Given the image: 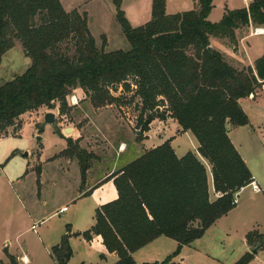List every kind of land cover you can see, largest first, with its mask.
<instances>
[{"label": "trees", "instance_id": "trees-1", "mask_svg": "<svg viewBox=\"0 0 264 264\" xmlns=\"http://www.w3.org/2000/svg\"><path fill=\"white\" fill-rule=\"evenodd\" d=\"M115 3L128 50L99 48L87 15L66 10L62 0H0V65L15 39L32 59L23 74L0 86V133L16 126L28 111L44 105L54 108L56 101L64 112L71 89L77 87L95 106L122 103L117 91L133 89L141 100L139 138L155 119L167 115L177 119L194 134L199 153L211 165L217 199L210 198L205 163L191 151L178 157L169 139L111 176L118 197L98 207L95 224L76 235L87 241L100 235L107 250L119 257L114 264H138L133 253L166 236L178 242L173 254L162 262L142 264H181L172 259L227 215L235 207V195L253 180L229 136L228 124L250 123L240 99L264 86V55L255 68H237L211 46L210 37L229 38L236 44V29L250 22L264 26V0L227 10L219 22L208 19L213 0H197L195 9L173 14L166 11L167 0H152L151 19L139 26L128 20L121 0ZM69 38L75 39L73 56L58 48ZM68 145L65 152L78 159L84 188L96 154L82 148L77 139L68 138ZM70 236L67 224L60 243L52 247L56 264H69ZM247 241L264 249V233L252 231ZM7 254L6 264H17L16 257ZM253 257L248 251L235 264H248Z\"/></svg>", "mask_w": 264, "mask_h": 264}, {"label": "rangeland", "instance_id": "rangeland-1", "mask_svg": "<svg viewBox=\"0 0 264 264\" xmlns=\"http://www.w3.org/2000/svg\"><path fill=\"white\" fill-rule=\"evenodd\" d=\"M62 3L68 11L77 9L87 15L89 28L99 48L104 47L106 51L130 49V43L116 20L115 0H62ZM121 6L133 26L142 25L151 19L152 0H121ZM187 7L184 11L191 9L192 4ZM175 9L178 8H174L171 3L169 11L173 12ZM142 20L144 23L138 24ZM14 42V47L2 58L0 86L23 74L32 62L22 43L17 39ZM58 48L61 52L73 56L76 51L75 39L63 41ZM134 92L133 89L123 92L119 89L116 95L121 97L122 103L95 106L85 91L77 87L71 89L64 112L60 109V101H56L54 108L44 105L28 111L17 119L16 126L0 133V163L3 165L0 170L10 176V182L14 181L17 185L14 199L8 193L9 184L1 187L7 200V208L15 211L19 220V236L8 240L9 243L7 240L4 242L0 229V264L9 259L7 251L11 254L28 252L33 264H56L51 254L52 247L60 243L67 231V224H70L74 231H86L92 227L95 222L93 201L77 197L82 184L81 170L78 159L65 152L69 146L68 138L77 139L82 148L96 154L91 160V167L95 170L101 172L103 166L106 173L114 161L117 166H122L127 160L132 144H143L144 141V137L139 138L142 127V124H139L141 100L134 96ZM49 111L56 113L55 127L45 123V114ZM69 128L72 131H67ZM38 136L42 139L40 145ZM188 138L181 136L179 140L190 146ZM256 141L258 144H264V138L259 140L256 137ZM122 146L126 150L120 154ZM26 152L29 153L28 156L25 155ZM41 173L45 174L44 185L41 183ZM16 176L21 177L20 186L16 183ZM38 190L42 193L39 196L35 195ZM212 194L214 197V192ZM242 196L257 202L258 207L264 206L263 191L255 193L251 187H247ZM29 201L32 205L27 203ZM24 203L28 205L27 209L23 207ZM64 205L68 210L59 212ZM3 213L0 208V217ZM263 215L264 211L259 209L258 214L253 216V223L258 231L264 230ZM229 219L230 217L227 220ZM253 223L251 224L250 219L245 221L243 226L237 227V231L229 235V239L220 240L205 232L207 236L204 234L198 241L196 239L185 245L180 255L172 261L180 263L179 260L187 255L186 262L182 261V264H235L249 251L243 231L252 227ZM33 224H36L35 228ZM71 246L73 256L69 264H81L83 261L89 264H107L106 260L101 259L100 250L87 248L82 236L72 235ZM200 246H207V250L199 255L193 250ZM177 247L176 240L163 236L134 252L133 256L138 264L162 262L173 254ZM248 264H264V249H260Z\"/></svg>", "mask_w": 264, "mask_h": 264}, {"label": "crops", "instance_id": "crops-1", "mask_svg": "<svg viewBox=\"0 0 264 264\" xmlns=\"http://www.w3.org/2000/svg\"><path fill=\"white\" fill-rule=\"evenodd\" d=\"M252 1L253 0H213V9L211 10L208 19L211 22H219L223 18L227 10H235L248 7ZM171 3L174 8L178 9H175V11L173 12V9L169 11ZM190 4H192L191 9H195L197 7V0H167L166 11L168 14L183 12L184 9ZM147 18L148 17L146 16V19ZM139 22L140 23L138 24H142L144 23V20ZM235 33L237 38L236 44H232L229 38L211 36V46L223 52L227 60L237 68H242L244 66H252L253 68H255L256 60L264 55V26L250 22V24L236 29ZM240 104L243 107L244 111L247 113L250 123L245 126H232L231 124H228V133L233 144L235 145L242 158L245 160L247 166L249 167L253 179H255L261 185L264 195V144H258V142L256 141V137L259 140H262L264 138V86L259 87L256 92H254L250 96L241 98ZM155 125H157V127H155ZM181 136L189 137L188 139L190 146L184 144L179 140V137ZM169 139L171 140V145L174 148V151L178 157H182L191 151L196 153L197 156L205 163L207 168H209L208 171L210 181V198L211 200L217 199L218 194L214 191L211 165L199 153L198 140L190 130L185 131L179 124L177 119H175L171 115H167L165 119L157 118L150 124V129L144 133V141L142 142L143 144H132L133 146H131L132 148L131 151L128 153L127 160L123 163L122 166H117L116 162L114 161L109 165L110 170L106 173H104V169L106 168L103 166L101 172L95 170L94 167H90L88 169L87 179L84 188H80V193L77 195V197L79 199L89 198L93 201V207L95 210L94 220L96 209L98 207L118 197V191L114 183V178H111V176L115 172L123 168L125 165L141 156L145 151L162 145L165 141ZM125 150L126 148L122 146L120 154L124 153ZM2 168L3 165L0 163V169ZM44 176L45 174L41 173L40 179H42L41 183L43 185L45 184ZM9 177L10 176L8 174L3 173V170H0V208L3 209L4 212L3 215L0 217V229L2 230V237L4 239V242L5 240H7L8 243V240L11 241L14 236H19V231H17V213L7 208V200L4 196V190L1 187V185H5L6 183L7 185L9 184L7 186L8 193L14 199V194H16L17 192V185L14 181L10 182ZM24 177H26V174ZM20 179L21 177L16 176V183L18 182V185L21 183ZM1 181H4L5 183L3 184ZM246 188L247 187L241 189L237 193L239 199L237 204H235V207L227 215L219 218L209 229H207V235H213L212 237H218L220 240L229 239V235H232V232H236L237 227L243 226V224H245V221H248L250 219L252 224L255 218L253 216L258 214L259 209L261 211H264V206L258 207L257 202L252 201L247 196H242V193ZM86 192H88L87 195H85ZM212 192H214V197ZM39 194H42L41 191H36L35 195L39 196ZM262 199H264V197H262ZM27 203L32 205V202L30 203V201ZM24 204L23 207L27 209L28 205L26 203ZM63 207L67 206L64 205L60 209H62ZM229 217L230 219L227 220ZM255 226V223H253V228L248 227L245 231H243V236L247 238L246 236L248 233L255 230L258 231L259 229H256L257 227ZM72 228L73 227L71 226L70 243L72 240V235H76V233L78 232H83L74 231ZM258 228L260 227L258 226ZM258 232L264 233V230ZM162 237L163 236L158 237L149 244L158 241ZM84 240L86 245L88 246L87 248L93 247V249L100 250L101 259L106 260L107 264H114L118 261V255L115 252L111 253L107 250V248L103 244V239L100 235H94L92 240L90 241H87L86 239ZM198 240L199 239H197L196 241ZM245 240L248 244V250L250 252V249L253 248V246L249 245L247 239ZM206 248L207 246H200L199 248H195L193 251L200 255L207 250ZM28 254V252H25L22 254L18 253L12 255L16 257L18 264H33V261ZM186 256L187 255H185V257L183 258L181 257L182 259L179 260L181 264L182 261L186 262ZM109 258H111V261H109ZM9 261L10 259L2 263L6 264L9 263ZM82 263L89 264L86 261H83Z\"/></svg>", "mask_w": 264, "mask_h": 264}, {"label": "water", "instance_id": "water-1", "mask_svg": "<svg viewBox=\"0 0 264 264\" xmlns=\"http://www.w3.org/2000/svg\"><path fill=\"white\" fill-rule=\"evenodd\" d=\"M45 123L46 124H50V125H53L54 127L57 125V116H56V113L53 112V111H49L45 114ZM71 130V128H69L67 131ZM41 136H38V145H40V142H41ZM26 156L29 155L28 152H26L25 154ZM261 249V245H258L256 247H253L250 249V252L254 255L258 254L259 253V250Z\"/></svg>", "mask_w": 264, "mask_h": 264}, {"label": "built area", "instance_id": "built-area-1", "mask_svg": "<svg viewBox=\"0 0 264 264\" xmlns=\"http://www.w3.org/2000/svg\"><path fill=\"white\" fill-rule=\"evenodd\" d=\"M260 31H261V29H260ZM245 187H251L253 192H255V193H260L263 191L261 185L255 179H253L248 185L243 186L241 189H244ZM237 202H238V195L236 194L234 197V200H233V204H237ZM67 209H68L67 207H63L62 209L59 210V212H64ZM35 227H36V224H33V228H35Z\"/></svg>", "mask_w": 264, "mask_h": 264}, {"label": "bare ground", "instance_id": "bare-ground-1", "mask_svg": "<svg viewBox=\"0 0 264 264\" xmlns=\"http://www.w3.org/2000/svg\"><path fill=\"white\" fill-rule=\"evenodd\" d=\"M69 131H72V129H71V130H69Z\"/></svg>", "mask_w": 264, "mask_h": 264}]
</instances>
